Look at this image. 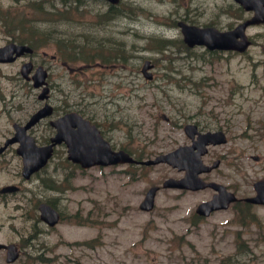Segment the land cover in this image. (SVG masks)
Segmentation results:
<instances>
[{
    "label": "rangeland",
    "instance_id": "1",
    "mask_svg": "<svg viewBox=\"0 0 264 264\" xmlns=\"http://www.w3.org/2000/svg\"><path fill=\"white\" fill-rule=\"evenodd\" d=\"M106 8L100 0H0V46L21 34L12 31L14 20L51 38L32 55L0 63V145L13 134L12 124L41 104L40 90L20 73L23 62L32 60L49 70L50 103L59 114L80 109L114 148L136 156L191 143L184 130L189 122L225 130L228 141L211 146L204 157L222 163L204 177L240 197L254 194L255 182L264 178V24L248 28L253 43L246 51L210 55L203 46H182L177 22L228 29L249 16L233 0H122L110 16ZM160 39L169 41L158 46L164 50L154 46ZM58 40L77 52L115 48L118 59L110 54L92 63L65 61ZM146 59L153 63L149 80L141 71ZM47 121L32 132L39 143L52 133ZM16 147L0 154V188L22 186L0 196V242H19L23 252L7 263L1 251L0 264H264V205L249 207L247 224L234 204L202 218L195 209L212 190L161 188L154 209L144 211L139 205L151 185L184 173L167 163L74 168L60 145L46 170L26 181ZM45 197L64 218L42 233L35 251L27 239L40 227L34 204Z\"/></svg>",
    "mask_w": 264,
    "mask_h": 264
},
{
    "label": "water",
    "instance_id": "2",
    "mask_svg": "<svg viewBox=\"0 0 264 264\" xmlns=\"http://www.w3.org/2000/svg\"><path fill=\"white\" fill-rule=\"evenodd\" d=\"M113 3L119 0H110ZM241 3L246 9H254L255 15L239 24L236 28L229 31H220L216 27L206 26L199 27L197 25L188 24L180 21L184 39L188 45L205 44L211 50L214 49H237L243 51L250 44V40L245 34V29L248 24L264 21V0H236ZM33 49L26 44H16L10 42L5 46L0 47V62L14 61L18 56L25 52H32ZM149 61L146 62L144 70L149 67ZM33 69L31 61L25 62L22 66L21 73L25 77H29V73ZM47 70L42 66H38L33 74L35 86H41L46 83ZM151 77L150 73H147ZM49 87H44L39 97L44 99L48 97ZM53 112V106L49 103L38 111H36L26 124H14L16 133L12 138L7 139L5 145L0 148V152L6 146L14 141H19L20 146L18 152L24 158L23 174L25 177L38 171L43 167L53 153V146L63 141L68 147V158L73 162L81 164L82 167H90L92 165H108L124 161H133L128 153L123 150H112L110 144L100 134L96 125L92 124L89 119L84 118L76 111L67 112L59 118L52 120V124L57 128L56 134L51 137V142L46 145L38 146L35 138L27 133V130L34 125L40 118L50 115ZM195 125H186V131L192 137L195 135ZM225 138L220 133H204L200 134L198 140L194 141L193 145L180 146L174 151L166 154H160L154 159L143 160L142 163L154 164L161 161H166L180 169L186 170V176L181 179L169 178L164 181V186L174 187H191L199 188L208 185L199 174L204 171H209L219 165L220 160H216L212 165H206L202 160V155L207 151L206 144L209 142H222ZM197 149V150H196ZM213 184V183H210ZM258 195L250 200L264 202V179L255 183ZM158 186H152L141 207L150 210L154 207L155 195ZM15 186H7L2 189V192L7 190H15ZM231 198H227L224 193L218 196L214 201L206 202L198 207V212L208 215L211 210L218 207L227 206ZM41 217L48 223L55 224L60 214L48 203L40 205ZM2 245L0 244V248ZM9 247L8 261L15 260L19 253L16 246L11 244Z\"/></svg>",
    "mask_w": 264,
    "mask_h": 264
},
{
    "label": "trees",
    "instance_id": "3",
    "mask_svg": "<svg viewBox=\"0 0 264 264\" xmlns=\"http://www.w3.org/2000/svg\"><path fill=\"white\" fill-rule=\"evenodd\" d=\"M114 10L109 9L105 15L110 16L113 13ZM22 28H24V26H22ZM16 29V27H14V30ZM37 32L38 30H32L31 34L29 37L24 38L19 36L20 38L17 37V39H19L20 42H28L29 44L33 45L35 48H39L40 46H44L47 44V40H50V35L48 33L43 32L42 34L39 35V38L37 37ZM42 41V42H40ZM164 43L167 42L168 40H162ZM174 41V40H172ZM169 42V41H168ZM171 42V41H170ZM58 43H64V41L59 40ZM65 44V43H64ZM87 57V56H85ZM88 58V57H87Z\"/></svg>",
    "mask_w": 264,
    "mask_h": 264
},
{
    "label": "flooded vegetation",
    "instance_id": "4",
    "mask_svg": "<svg viewBox=\"0 0 264 264\" xmlns=\"http://www.w3.org/2000/svg\"><path fill=\"white\" fill-rule=\"evenodd\" d=\"M20 189H21V187H20ZM33 225H36V222ZM38 225L40 227L39 228L38 227H35V231H34L33 235H35L36 233H38V237L40 238L42 236V233L43 232H46V227L44 226V224H43L42 221H40V223H38Z\"/></svg>",
    "mask_w": 264,
    "mask_h": 264
},
{
    "label": "bare ground",
    "instance_id": "5",
    "mask_svg": "<svg viewBox=\"0 0 264 264\" xmlns=\"http://www.w3.org/2000/svg\"><path fill=\"white\" fill-rule=\"evenodd\" d=\"M186 50V49H185ZM193 55V54H192Z\"/></svg>",
    "mask_w": 264,
    "mask_h": 264
}]
</instances>
